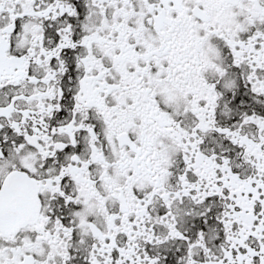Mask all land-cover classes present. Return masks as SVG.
Listing matches in <instances>:
<instances>
[{"label": "snow or ice", "instance_id": "6c2138e0", "mask_svg": "<svg viewBox=\"0 0 264 264\" xmlns=\"http://www.w3.org/2000/svg\"><path fill=\"white\" fill-rule=\"evenodd\" d=\"M0 264H264V0H0Z\"/></svg>", "mask_w": 264, "mask_h": 264}]
</instances>
